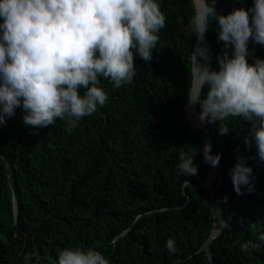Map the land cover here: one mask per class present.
Segmentation results:
<instances>
[{
	"label": "trees",
	"instance_id": "trees-1",
	"mask_svg": "<svg viewBox=\"0 0 264 264\" xmlns=\"http://www.w3.org/2000/svg\"><path fill=\"white\" fill-rule=\"evenodd\" d=\"M158 2L166 26L153 59L137 55L132 83L120 88L101 77L104 106L71 131L67 119L29 128L21 108L0 125V264H36L25 260L33 252L39 264H57L61 250L76 246L101 251L110 264H264V161L255 144H244L251 126L229 118L223 123L231 132L220 135V122H205L211 154L221 157L220 182L215 175L211 184L222 224L213 229L210 191L202 186L214 168L203 155L207 132L190 125L186 109L197 45L191 22L198 11L194 0ZM204 3L215 6L217 16L253 7V0ZM218 32V20L210 18L205 39L212 70H219L217 57L226 51ZM248 49L249 63L264 59V45L250 41ZM180 151L194 155L196 175L179 173ZM237 156L253 169L252 192L234 190ZM170 238L175 253L166 247ZM249 242L259 246L241 251Z\"/></svg>",
	"mask_w": 264,
	"mask_h": 264
},
{
	"label": "clouds",
	"instance_id": "clouds-1",
	"mask_svg": "<svg viewBox=\"0 0 264 264\" xmlns=\"http://www.w3.org/2000/svg\"><path fill=\"white\" fill-rule=\"evenodd\" d=\"M0 18V125L21 108L26 113L23 123L29 128H45L57 119H67L69 131L107 102L108 95L99 86L101 77L113 81L116 88L132 83L137 55L150 62L158 33L166 26L158 0H0ZM210 18L218 20V39L226 49L217 57L219 70H212V61L208 65L198 60L211 59L203 43ZM191 33L197 41L192 53L199 86L197 98L205 86L207 91L202 99L189 95V102L201 110L202 126L192 125L187 111L186 119L192 127L207 132L203 155L214 168L202 186L210 191L213 229L218 230L221 207L211 179L218 175L220 182L221 157L211 154L212 139L205 122H220L219 134L226 135L231 129L223 122L243 118L251 126L244 144L248 149L255 144L259 160L264 161V59L248 61L249 42L264 45V0H253L251 8H236L219 16L215 6L205 5L193 17ZM206 139L209 143L204 147ZM193 156L179 152V173H198ZM231 178L237 194H243L242 186L254 191L253 169L243 156H237ZM258 246L245 243L241 251ZM166 247L169 253H175V240L168 239ZM33 258L39 264L40 256L35 252L25 260ZM57 264L110 261L99 250L76 246L61 250Z\"/></svg>",
	"mask_w": 264,
	"mask_h": 264
},
{
	"label": "bare ground",
	"instance_id": "bare-ground-1",
	"mask_svg": "<svg viewBox=\"0 0 264 264\" xmlns=\"http://www.w3.org/2000/svg\"><path fill=\"white\" fill-rule=\"evenodd\" d=\"M195 3H196V7H197V11H203L204 9V2L203 0H194ZM204 45L207 47L208 49V46L207 44L205 43V39H204ZM208 57H209V50H208ZM198 60H199V63L200 64H209V58L207 60H204L203 58H199L198 57ZM198 91H199V86L197 85L196 83V77H195V69H194V82H193V87H192V90H191V99H197V94H198ZM187 111H188V115L192 121V123L195 125V126H202L203 124V121L200 120V113H201V110L198 111L196 108H195V104L193 103H190L187 105ZM188 117V118H189ZM208 139L205 140V143H204V147H205V144H206V141ZM214 173V172H213ZM213 173L211 174V176L213 175ZM210 176V178H211Z\"/></svg>",
	"mask_w": 264,
	"mask_h": 264
},
{
	"label": "water",
	"instance_id": "water-1",
	"mask_svg": "<svg viewBox=\"0 0 264 264\" xmlns=\"http://www.w3.org/2000/svg\"><path fill=\"white\" fill-rule=\"evenodd\" d=\"M203 2H204V0H203ZM204 7H205V3H204ZM205 43L207 44L208 50L210 51V46H209V44H208V42L206 40H205ZM210 62H211V59L209 58V64H210Z\"/></svg>",
	"mask_w": 264,
	"mask_h": 264
},
{
	"label": "rangeland",
	"instance_id": "rangeland-1",
	"mask_svg": "<svg viewBox=\"0 0 264 264\" xmlns=\"http://www.w3.org/2000/svg\"><path fill=\"white\" fill-rule=\"evenodd\" d=\"M188 117H189V115H188ZM189 119H190V117H189ZM190 120H191V119H190ZM208 143H209V140L206 141V144H208ZM206 144H205V145H206Z\"/></svg>",
	"mask_w": 264,
	"mask_h": 264
}]
</instances>
